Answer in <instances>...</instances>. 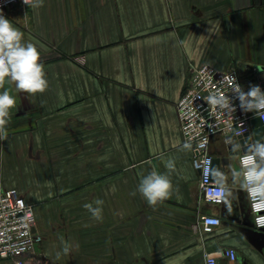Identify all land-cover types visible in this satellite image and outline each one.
Instances as JSON below:
<instances>
[{"label":"crops","instance_id":"obj_1","mask_svg":"<svg viewBox=\"0 0 264 264\" xmlns=\"http://www.w3.org/2000/svg\"><path fill=\"white\" fill-rule=\"evenodd\" d=\"M3 13L37 46L49 82L33 103L10 89L18 109L0 140V189L34 205L43 236L27 264L34 254L38 264H208L209 252L215 264H264V228L231 178L243 149L229 141L240 139L219 132L210 143L230 159L221 168L229 212L205 200L177 111L193 65L236 71L245 91L264 90V0H43L37 9L20 0ZM254 130L251 121L253 141ZM169 159L173 195L150 206L138 184ZM98 199L102 221L84 207ZM209 213L221 223L205 233ZM65 242L79 248L57 258Z\"/></svg>","mask_w":264,"mask_h":264},{"label":"clouds","instance_id":"obj_2","mask_svg":"<svg viewBox=\"0 0 264 264\" xmlns=\"http://www.w3.org/2000/svg\"><path fill=\"white\" fill-rule=\"evenodd\" d=\"M28 8L37 9L43 6V0H22ZM225 79L232 86V96H223L213 93L206 97V103L212 108L235 112L234 101L239 102V108L244 113H254L255 116L264 119V90L259 85L250 84L248 90L238 83L237 78L232 75ZM6 85L8 87H6ZM49 82L41 54L37 46L32 42L24 41V33L15 27L12 21L7 18L2 7H0V140L8 137L7 125L11 119V113L18 109L17 96L13 95L10 89H14L17 94L25 93L31 103L32 97L47 91ZM254 141H244L243 143L232 142V150L239 152L240 167L231 169L233 183H239L246 192L251 210L255 216L256 224L264 227V133H256ZM192 145L185 143L184 150H191ZM166 172L160 173L152 170L143 176L138 184L137 190L146 202L155 207L159 203L169 199L173 195V183L171 173L175 171V161L169 159L165 165ZM204 174L214 181L212 197L217 202H222L231 212V201L233 192L226 182V177L218 167L212 166L210 161L204 162ZM178 192V189H176ZM131 195L135 196L136 192ZM93 204H85L84 207L91 213L92 218L97 221L103 219V201L96 200ZM79 245L73 242H65L62 253H56L57 258L63 255H70L78 250Z\"/></svg>","mask_w":264,"mask_h":264},{"label":"built area","instance_id":"obj_3","mask_svg":"<svg viewBox=\"0 0 264 264\" xmlns=\"http://www.w3.org/2000/svg\"><path fill=\"white\" fill-rule=\"evenodd\" d=\"M20 0H0L3 12ZM234 75L239 84L242 80L233 70H219L213 65L202 63L190 68V78L184 93L177 102L178 117L184 134L185 142L194 147V166L200 171V187L206 201L221 204L212 197L214 181L205 176L204 162L210 161L213 166V155L210 143L214 135L231 134L236 137L251 131V121L255 114L244 113L239 108V102L234 101L235 112L212 108L206 103V97L213 93L232 96V86L226 77ZM262 124L264 125V119ZM243 153L240 154V156ZM239 156V160H240ZM251 209V207H250ZM252 211V210H251ZM253 213V212H252ZM255 226L264 228L256 224ZM264 215V213H259ZM219 217L207 214L201 218L203 232L211 233L219 226ZM36 224L35 208L17 189H0V260H10L14 264H27V255L34 251L36 245L43 241V236L34 231ZM231 259L237 257L234 248L222 251ZM208 264H215L213 253L206 254Z\"/></svg>","mask_w":264,"mask_h":264},{"label":"water","instance_id":"obj_4","mask_svg":"<svg viewBox=\"0 0 264 264\" xmlns=\"http://www.w3.org/2000/svg\"><path fill=\"white\" fill-rule=\"evenodd\" d=\"M252 126L255 128L254 130V135H255V139L256 137V133H264V125L262 124V120L259 117H255L252 120ZM238 138L240 139V143H243L244 141H253L252 140V136H251V132H248L242 136H238ZM229 157H220V156H215L213 157V166H216L219 168V170L221 171V168L224 167L225 165H227L229 163ZM35 230V228H34Z\"/></svg>","mask_w":264,"mask_h":264},{"label":"rangeland","instance_id":"obj_5","mask_svg":"<svg viewBox=\"0 0 264 264\" xmlns=\"http://www.w3.org/2000/svg\"><path fill=\"white\" fill-rule=\"evenodd\" d=\"M36 252H37V251H36ZM33 256H34V259H31L30 263H31V264H38V257H37V254H34ZM30 263H29V264H30Z\"/></svg>","mask_w":264,"mask_h":264}]
</instances>
